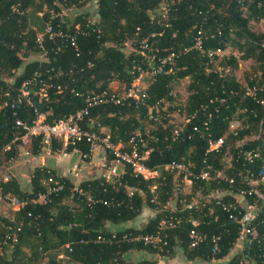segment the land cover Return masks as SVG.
I'll use <instances>...</instances> for the list:
<instances>
[{"label": "built area", "instance_id": "obj_1", "mask_svg": "<svg viewBox=\"0 0 264 264\" xmlns=\"http://www.w3.org/2000/svg\"><path fill=\"white\" fill-rule=\"evenodd\" d=\"M33 1L39 5L35 15L42 22L41 30L31 26L35 31L34 42L39 49L37 59L40 63L48 59L49 51L46 49V43L49 41L55 44L52 53H62L64 49L71 47L79 57L81 56L80 38L101 39L102 31L98 24L100 0H78L77 4H69L66 0H52L51 5L45 0ZM181 1L158 0V6L148 11L150 22L160 17L166 21L164 28H169L168 17ZM263 1H258L257 6H264ZM242 8L246 9V7ZM30 10V7L22 5V0H16L10 5L8 16H0V23L11 15L28 18ZM259 24L260 29L264 31V19L260 20ZM162 33L152 32L137 43L128 39L120 46L117 45L126 55L133 57L132 71L137 73L136 78L128 89L121 93L111 86L117 80H112L106 88L98 90L82 92L71 88V93L82 98L84 105L64 118L48 123V112L33 107V95L37 94L39 101L47 102L49 89L62 91L61 83H53L50 81L51 78L44 81L39 78L37 71L31 78L22 81L14 99L0 103V110L8 109L11 112L14 118L13 127L20 131V135L14 137L1 151L2 153L13 149L15 151V157L6 160V166L0 167V257L5 261L13 257L22 233V223L16 222L17 214L21 211L29 206L50 205L53 198L65 190L66 180L71 183L69 196L71 212L77 211L74 198L83 201L89 210H94L98 205L105 207L130 205L137 190L124 184L123 176L127 171L136 179L154 181L153 186L149 187L150 203L155 205L153 208L155 213L152 217L154 218L158 213L161 215L154 230L150 233H142L138 231L140 227L134 226V222H129L109 229L106 233L99 232L87 238H80L78 241L80 245L143 244L156 250L155 254L140 251L147 256L141 261H150L149 256L162 257V253L167 252L169 231L175 229L182 220L179 214L188 211L189 216L186 219L190 224L187 232L188 245L190 248H196L203 243H209L212 259L208 261L211 263L227 264L230 260L229 258L223 263L227 257L215 258L221 251L223 234L229 233V224L236 226L239 233L230 252L236 250L242 253L256 243L261 253L257 257L264 256V231L261 234L258 232V216L264 210V159L261 158L262 150L264 151V110L260 114L249 107V104L242 103L230 118L222 119L226 121L225 131L216 136L211 129L212 120L214 115L220 112V108L228 109L231 105H235L232 103V98L237 97L238 91L233 88H222L221 95L209 98L191 111H187L185 106L180 108L176 105L171 106L176 108L170 110L165 100H160L152 106L146 103V90L150 81L162 73L174 72L177 62L191 50L198 52L208 64L212 65V68L207 66V72L213 70L224 80L234 74L236 81L243 83L242 96L251 99L254 105L262 108H264V99L259 95L264 92V78L261 77L260 72L254 74L253 77L257 79L251 78L250 82L254 83L248 85L245 76H238L237 71L232 73L229 66H221V63L230 60L231 57L237 58L238 53L232 46L225 49H206L204 42L208 35L213 37L214 33L203 25L193 27L192 45L171 49L164 54L160 53L158 45L153 42V39L162 36ZM215 33L220 35L221 30L217 29ZM172 36H175V33ZM107 44L112 45L106 42ZM137 57L139 62L135 59ZM20 59L25 58L20 55ZM93 66L91 61L86 63L87 68ZM238 66H241L240 62ZM83 70L84 67H79L75 72L81 73ZM68 72L73 73L72 70ZM12 73L19 76L22 69L12 70ZM58 73L60 75L63 72L59 70ZM36 79L39 84L38 90L33 89ZM171 95L174 96L173 92ZM124 104H131L135 108L143 107L144 118L153 129L137 130L125 143L114 142L101 122L91 116V110L106 105L123 106ZM22 107H33L32 120L20 117ZM233 138H236L235 142L231 141ZM194 139L205 143L202 158L191 159L188 154L192 151V146L187 157H182L181 160L156 163L153 167L146 165L150 153H161L162 150H169L171 146ZM251 142H257L261 146H251ZM71 155H75L76 158L69 167L68 175L52 174L50 168L40 164V169L46 172V176L41 181L42 191H32L33 172L27 180L28 188H22L20 185L23 195L18 196L10 191H4V185L15 180L9 167L10 163L18 159L24 162H44L53 159L57 162L61 157ZM94 155L98 157L97 164L92 162ZM258 160L261 165L257 168ZM92 166H96L100 174L98 178L85 180L101 179V186L105 187L104 191L106 187H111L115 191L122 188L125 197L116 195L98 197L83 190L80 187L81 181H85L81 179L82 173ZM234 171H237L236 176L231 174ZM168 175H170L169 184L172 191L167 200L160 204L157 187L167 181ZM205 185H213V188L204 191ZM3 208L8 209L10 213L4 214ZM193 211L199 214L197 218L193 216ZM25 215L29 218H39L38 215L33 216L30 211ZM207 217H209L208 223L210 220L219 223L222 217L225 221L220 224L216 232L199 229L205 224L204 219ZM73 226L75 224L68 223L67 227ZM130 228L134 230L130 232L128 230ZM73 252L74 246L66 243L53 251L55 261L58 264H74L71 257ZM154 264H160V261ZM239 264H256V262L249 263L243 259Z\"/></svg>", "mask_w": 264, "mask_h": 264}, {"label": "trees", "instance_id": "obj_2", "mask_svg": "<svg viewBox=\"0 0 264 264\" xmlns=\"http://www.w3.org/2000/svg\"><path fill=\"white\" fill-rule=\"evenodd\" d=\"M15 1L0 0V16H8L10 5ZM45 1L51 5L52 0ZM66 1L69 4L78 3V0ZM258 1L260 0H182L168 17L170 27L164 28L165 20L159 17L154 22H150L148 17V11L158 6V0H100L98 24L102 31L101 39H96V37L80 38L81 56L79 57L71 47H67L62 53H52L51 50L55 44L49 41L46 43V49L49 51L48 59L40 63L37 59L39 49L34 42L35 31L31 29V26H35L37 30L42 29V22L35 15L39 10V5L33 0H22L24 7L31 8L28 18L11 15L0 23V103L14 99L22 81L31 78L37 71L40 75L39 78L44 81L51 78V82L62 84L61 92L49 89L47 102L39 101L37 94L32 96L33 107L39 111L48 112L47 122L52 123L84 105L82 98L71 93V88L82 92L98 90L106 88L112 80H117V92L121 93L128 89L137 73L132 71L133 57L126 55L118 48L123 41L129 39L137 43L150 33L161 31L163 32L162 36L154 38L153 42L158 45L160 53L164 54L171 49L192 45L195 25H203L214 33L213 37L208 35L206 38L204 42L206 49H225L232 46L237 51V58L231 57L230 60L221 63L223 67L229 66L232 73L237 71L240 61L255 63V69L244 74L248 85H252L254 82L251 83L250 79H257L253 77L254 74L260 72L261 77L264 78V31L260 29L259 24L260 20L264 19V6L258 7ZM262 4L264 5V1ZM242 7H246V9ZM217 29L221 30L220 35L215 33ZM173 33L175 36H172ZM106 42L112 45H106ZM20 55L25 58V61L20 59ZM31 56L33 59H30ZM135 59L139 62L138 57ZM88 61L93 62L92 68L86 67ZM207 66L212 68V65L208 64L204 57L195 50H191L177 62L174 72L162 73L150 81L146 90V103L152 106L160 100H165L169 104V109L173 110L176 107H171L175 102V97L171 95L172 85L183 79L188 80L184 105L187 111L193 110L200 103L206 102L215 95H221L222 88H233L238 91L237 97L232 98V103L235 105H231L228 109L220 108V112L214 115L212 120L211 129L216 136L225 131L226 121H222V119L230 118L242 103L249 104V107L260 114L263 112L264 108L254 105L251 99L242 96L243 83L236 81L234 74L224 80L219 78L213 70L207 72ZM79 67H84V70L81 73H76L75 70ZM18 69H22V73L15 76L12 70ZM59 70L63 72L60 75ZM69 70H72L73 73L68 72ZM38 85L36 79L33 89L38 90ZM259 97L264 99V92ZM33 107H22L20 117L32 120ZM144 114L143 107L135 108L131 104L106 105L91 110V116L101 122L111 135L112 140L123 143L135 131H143L146 128ZM13 126L14 118L11 112L8 109L0 110V162L15 157L14 149L1 152L5 145L20 135V131ZM235 139L233 138L231 141L235 142ZM250 145L261 146L257 142H251ZM192 146L193 149L188 154L191 159L202 158L206 147L205 143L194 139L171 146L169 150H162L161 153L152 152L145 163L148 167H153V164L156 163L181 160L182 157H187ZM70 150L69 148L68 151ZM261 158L264 159L263 150ZM256 162L258 168L261 162L259 160ZM236 173L237 171H234L231 174L236 176ZM52 174H54L53 171ZM45 176L46 172L43 169H34L31 180L33 192L43 190L41 181ZM169 181L170 175L167 176L165 183L159 184L157 187L160 204L167 200L172 191ZM123 182L137 190L130 205L122 207L98 205L94 210H89L83 201L74 198L73 202L77 205V211L71 212L69 202L67 200L63 202L70 196L71 183L66 180L65 190L55 196L50 205L45 207L29 206L17 214L16 222L22 223V233L11 260L5 261L0 257V264H39L44 256H47L46 264H58L53 251L66 243L74 246V252L71 254L74 264H153L146 260L131 262L126 258L130 250L144 251L149 254L156 253V250L143 244L80 245L78 243L80 238H87L99 232H108L107 224L118 227L134 222L145 205L150 209L155 208V205L150 203L151 195L149 193V187L153 186V179L139 180L132 177L127 171L123 176ZM80 187L98 197L115 195L125 197L122 188L115 191L111 187H106L104 191L105 187L101 186V179L81 181ZM203 187L204 191H208L213 188V185ZM4 191H10L18 196L23 195V190L17 180L4 185ZM28 211L33 216L38 215L39 218L27 217L25 213ZM204 212L206 211L204 210ZM192 214L196 218L199 215L195 211ZM179 216L182 220L175 229L169 231L168 249L162 255L167 256L168 253L180 251L188 262L212 259L209 243H203L196 248L189 247L187 232L190 224L186 221L189 212L184 211ZM160 217L161 215L158 213L154 218H150L138 231L152 232ZM204 220L205 224L201 225L199 229L213 232H216L220 224L225 221L224 217L219 223H215L213 220L208 223L209 217ZM68 223H73L75 226L68 228ZM228 227H230L229 233L223 234L221 251L216 255V259L227 257L239 237L236 226L229 224ZM128 230L131 232L134 228ZM263 231L264 210L258 216V232L261 234ZM259 254H261L259 247L254 243L250 249L233 255L227 264H239L243 259L249 263L264 264V256L258 258Z\"/></svg>", "mask_w": 264, "mask_h": 264}, {"label": "rangeland", "instance_id": "obj_3", "mask_svg": "<svg viewBox=\"0 0 264 264\" xmlns=\"http://www.w3.org/2000/svg\"><path fill=\"white\" fill-rule=\"evenodd\" d=\"M30 12L31 10L29 11V13ZM30 59H33V56H31ZM23 61H25V59H23ZM240 64L241 66H238V69H237V75L240 77H243L247 71H252L253 69H255V65H254L255 63H253L252 61H240ZM187 84H188V80L183 79V80H178L177 82H174L172 85V92L175 97L174 105H176V107L181 108L185 105V99L187 97ZM145 127L146 129H153V126L150 123H146V122H145ZM75 158L76 156L66 157L65 166H60V170L65 171L66 168L72 165ZM92 162L95 164L98 163V157L96 155L92 157ZM5 164H6V161L4 160L1 161L0 167L6 166ZM33 165L34 164L32 162L24 163L22 159H18V161L9 164L10 170L12 174L14 175L15 180H19L22 188H28L26 184H27L28 177L30 176L32 172L31 166ZM0 173H1V170H0ZM99 174L100 172L99 170H97L96 166H92L91 169H87L84 171L83 177L81 179L82 180L95 179V178H98ZM67 202H70V199H67ZM154 213H155V210L150 209L145 205V207L142 209L141 214L136 218L133 225L141 227L144 224V221H146L149 217H152ZM106 227L110 230L115 228L114 226L109 225V224H107ZM238 252L239 251H236V250L231 251L230 254L227 256V258L224 259L223 263L228 261L229 258H231L233 255H236ZM168 255L167 256L162 255V257L160 256L156 257L155 255L149 256L148 259L150 261L148 262H151L153 264L157 263V261H161L160 264H187L188 262L185 260L184 256L182 255L180 251H177V252L174 251L172 254L168 253ZM146 257H147L146 255H143L140 251H136V250L134 251L131 250L130 252L127 253V256H126V258L130 260L131 262H138V261H141L142 258H146ZM46 260H47V256L46 257L44 256V258L40 260L39 264H46ZM191 264H215V263H211L210 261L197 260Z\"/></svg>", "mask_w": 264, "mask_h": 264}, {"label": "crops", "instance_id": "obj_4", "mask_svg": "<svg viewBox=\"0 0 264 264\" xmlns=\"http://www.w3.org/2000/svg\"><path fill=\"white\" fill-rule=\"evenodd\" d=\"M111 86L113 88H117V82H114ZM71 156H75V155H71ZM71 156H67V157H71ZM65 159H66V157H64V158L61 157V159L58 160L57 162L55 160H53V159H48V160H46L44 162H40V161H28V163L32 162L34 164L33 166H31L32 172L34 171L35 168H40L39 167L40 164H43L44 166L50 168L56 174H65V175H68L69 174L68 173V170H69V167L70 166L68 168H66L65 171L63 170L64 172L62 170H60V166H65ZM24 163H26V162H24ZM29 170H30V168H29ZM32 172H31V174H32ZM83 174H84V172L82 173L81 178L83 177ZM2 212L4 214H9L10 213V211L8 209H6V208H3L2 209ZM191 263H193V262H187V264H191Z\"/></svg>", "mask_w": 264, "mask_h": 264}]
</instances>
